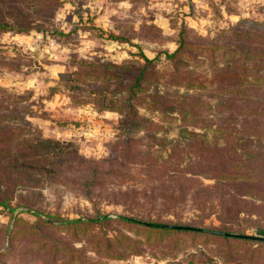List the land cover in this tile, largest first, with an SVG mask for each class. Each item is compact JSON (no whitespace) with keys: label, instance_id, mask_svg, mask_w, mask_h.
Instances as JSON below:
<instances>
[{"label":"rangeland","instance_id":"1","mask_svg":"<svg viewBox=\"0 0 264 264\" xmlns=\"http://www.w3.org/2000/svg\"><path fill=\"white\" fill-rule=\"evenodd\" d=\"M241 18L264 19V0H60L51 20L56 32L50 29L44 34L33 30L1 34L0 87L4 91H0V107L6 108H0V115L13 112L15 106L23 109L22 116L27 122L20 127L28 129L27 136L57 139L68 151L59 158L62 161L58 169L63 178H47L33 187L15 188L10 205L27 204L63 218L97 213L111 217L128 215L198 228L224 227L257 235L256 228L264 229V201L240 195L236 201L238 210L234 213L230 209L226 218L220 219L219 209L227 202L230 188L222 186L219 193V185L200 173L203 157L183 145L177 120H164L159 114H150L138 107V116L151 122L154 128L147 133L138 131L133 135L137 140L125 145L119 135L120 114L98 110L93 96H73L63 88L66 80H59V74L73 70L80 59L99 58L120 64L138 58L139 51L147 58L157 56L156 70L167 72L170 66L161 52L175 49L180 28L185 29L188 39L196 35L220 42L225 38L220 39V32L236 25ZM34 52L38 54L32 58ZM173 88L179 92L184 90L181 86ZM263 91L264 86L254 89L253 98L259 100ZM12 97L23 100L13 103ZM237 119L239 136L244 138L242 135L246 132L241 130L246 125L244 117L238 115ZM2 123L11 124L6 118ZM186 129L202 133L190 125ZM204 138L212 140L209 134ZM123 150L135 152L141 160H121ZM77 157L96 168V178L94 174L74 170L76 166L78 170L81 167L77 165ZM148 158L151 160L143 161ZM76 172L82 176L78 177ZM93 176L97 186H92L87 195L78 182ZM20 210V207L15 209L16 216L31 223L33 217ZM0 225L16 226L1 207ZM89 231L107 236L122 233L139 243V252L116 259L96 253L85 240L70 237L72 231L42 229L39 232L42 239L53 238L77 249L84 248V255L96 264L185 261L264 264V244L260 243L235 244L195 232L145 231L141 227L128 228L117 221ZM76 234L78 238L82 233ZM6 236L7 232L1 228L0 251L7 246L9 251L0 258V264H71L66 256L57 257L52 263L50 251L46 247L37 249L29 237L9 240Z\"/></svg>","mask_w":264,"mask_h":264},{"label":"trees","instance_id":"2","mask_svg":"<svg viewBox=\"0 0 264 264\" xmlns=\"http://www.w3.org/2000/svg\"><path fill=\"white\" fill-rule=\"evenodd\" d=\"M59 4L60 0H0V35L6 32L27 33L31 30L43 34L50 29L56 32L51 20ZM222 37L225 38L220 42L196 35L188 39L185 29L180 28L175 49L161 52L170 66L167 72L156 70L157 56L147 58L139 51L138 58L120 64L99 58L80 59L73 70L59 74V80H66L63 88L73 96H93L92 101L98 110L115 111L122 116L119 135L125 145L129 146L137 140L133 135L138 131L145 130L147 133L154 128L151 122L138 116V107L150 114L155 112L164 120H177L181 125L183 145L203 157L200 173L213 179L214 185H219V193L222 186L230 188L227 202L219 209L220 219L226 218L230 209L234 213L238 210L236 201L240 195L264 201V91L260 101L253 98V90L264 86V19L241 18L236 25L221 31L220 39ZM176 86L184 90L179 92L173 88ZM0 91L3 92V88L0 87ZM22 100L11 98L13 103ZM24 112L15 106L13 112L0 115V207L16 225L13 228L0 225V231L4 228L7 232L6 239L29 237L37 249L46 247L50 251L52 263L57 257L66 256L71 264L96 262L84 255V248L77 249L68 242L53 238H40V230L72 231L70 237L85 240L96 253L116 259L128 253L137 254L139 243L119 232L107 236L105 233H90V229L107 227L117 221L128 228L141 227L145 231L172 234L195 232L235 244H264V240L224 227L198 228L100 213L89 217L63 218L27 204L11 206L15 188L33 187L47 178H63L58 169L62 161L59 158L68 153L65 144L57 139L27 136L28 129L20 127L27 122L22 116ZM238 115L244 117L246 123L241 129L246 132L242 135L244 138L239 136L237 129ZM3 117L10 120L11 124L2 123L5 120ZM187 125L198 128L202 133L187 130ZM207 134L212 138L211 141L205 140ZM176 142L178 144L179 139ZM135 151L140 153L139 149ZM77 158V165L81 167L78 170L76 166L74 170L94 174L96 178V168L90 167L87 160ZM120 159L141 160L129 150H123ZM95 178L83 177L78 182L85 194L88 195L91 187L96 185ZM17 207L21 208L19 212L33 217V221L28 223L17 217L14 212ZM78 231L82 234L77 238ZM256 234L264 237V229L256 228ZM8 251V246L4 247L0 251V258L5 257ZM172 264L196 263L185 261Z\"/></svg>","mask_w":264,"mask_h":264},{"label":"water","instance_id":"3","mask_svg":"<svg viewBox=\"0 0 264 264\" xmlns=\"http://www.w3.org/2000/svg\"><path fill=\"white\" fill-rule=\"evenodd\" d=\"M37 54H38L37 52H34L31 54V57L35 58ZM250 237L258 240H264V237H260V236H250Z\"/></svg>","mask_w":264,"mask_h":264}]
</instances>
